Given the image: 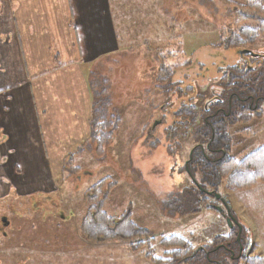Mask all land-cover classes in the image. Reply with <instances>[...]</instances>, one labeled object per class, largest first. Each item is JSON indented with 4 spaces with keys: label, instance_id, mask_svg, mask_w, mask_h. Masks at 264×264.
Listing matches in <instances>:
<instances>
[{
    "label": "rangeland",
    "instance_id": "374dc122",
    "mask_svg": "<svg viewBox=\"0 0 264 264\" xmlns=\"http://www.w3.org/2000/svg\"><path fill=\"white\" fill-rule=\"evenodd\" d=\"M120 1L124 6L135 3H111L117 6ZM150 1L153 21L142 36L150 41L123 45L114 61L99 67L91 77L94 82L103 77L108 80L105 88L119 116L112 141L104 146L102 156L86 148L80 156L74 154L67 172L54 175L57 187L50 197L35 195L18 200L19 208L0 200V226L5 232L0 234V264H156L147 253L165 261L168 250L159 243L162 236L178 235L197 246L230 233L227 218L218 210L206 208V203L196 214L171 215L166 212L165 202L174 194L183 195L191 186L188 172L192 149L196 143L197 148L204 144L194 134L182 136L180 130L171 127L173 112L186 99L198 102L201 85L217 80L229 64L239 60L235 48L219 44L221 26L225 30L231 27L233 18L226 13L222 17L216 4L208 12L204 8L202 11L199 0L197 5L192 0H165L164 10L161 0ZM153 27L161 31L160 37L157 30H151ZM263 47L261 37L248 50ZM162 62L174 69L170 82H174L175 89L169 93L163 86H156L164 83L157 80ZM187 85L192 88L183 93ZM232 133L230 154L237 159L263 147L264 112L246 126L232 127ZM204 153L214 161L215 156H210L208 150ZM193 172L201 186L199 172ZM105 177L108 196L104 210L112 216L129 212L135 223L153 235L150 248L145 245L132 250L123 240L91 243L81 237L79 223L88 188ZM214 183L203 185L211 189ZM215 191L224 198L221 206L231 209L235 220L243 225L244 253L252 258L247 263L245 256L242 264H264V181L245 190H232L222 179ZM11 193L12 198L17 196ZM218 256L224 259L225 255L220 250Z\"/></svg>",
    "mask_w": 264,
    "mask_h": 264
},
{
    "label": "crops",
    "instance_id": "0c3cea01",
    "mask_svg": "<svg viewBox=\"0 0 264 264\" xmlns=\"http://www.w3.org/2000/svg\"><path fill=\"white\" fill-rule=\"evenodd\" d=\"M125 4L0 0V200L19 208L18 200L50 197L54 175L89 150L91 77L123 45L150 41L142 36L151 1Z\"/></svg>",
    "mask_w": 264,
    "mask_h": 264
},
{
    "label": "trees",
    "instance_id": "16d2710c",
    "mask_svg": "<svg viewBox=\"0 0 264 264\" xmlns=\"http://www.w3.org/2000/svg\"><path fill=\"white\" fill-rule=\"evenodd\" d=\"M197 2V0L191 1L194 5H197ZM199 4L202 11L204 8L205 12L215 8L216 4L217 11L222 17H225L226 13L233 18L231 27L225 30L224 26H221L219 30V44L224 47L235 49L249 47L261 37L264 38V0H199ZM163 62L159 67L160 74L157 80H162L164 83L156 86H163L164 91L165 89L168 91V89H173L170 80L174 69L165 66ZM227 69L225 74L227 76L233 77L238 74L236 70L229 73L230 70ZM252 71L242 73L246 80L253 82L258 80L259 77H264V74L256 75ZM245 74L247 75L245 76ZM93 80L94 78L91 79V88L95 102L91 112V127L87 147L92 149L95 155L102 156L104 146L112 141L118 128L119 116L112 107V102L105 88L108 83L107 78L103 77L99 79V82ZM165 83H167L166 86ZM192 115L188 114L191 117ZM189 122L191 123L186 124L185 136L195 134L193 119ZM201 124H203V121H201ZM200 142L209 143L210 147H217L222 144V142L215 139L210 142V131L201 136ZM191 163L190 174L194 177L193 171H198L203 181L200 187L206 189H208L207 185L203 184L207 181L215 182V185H211L214 190H217L218 183L222 179L225 181L226 188L232 190H245L259 181H264V146L247 153L241 159H237L232 155L224 156L219 160L214 159L213 162L201 154L199 147L196 146L192 149ZM107 182L108 178L105 177L88 188L86 194L87 207L79 225L81 237L91 243L123 240L129 242L132 250L140 249L145 245L150 248L153 235L150 234L148 229L135 223L129 212L120 216H112L104 210L103 204L108 196V190L104 185ZM205 203H207L206 198L201 195L199 187L193 182L190 187L187 186L183 195H172L165 202V208L166 212L171 215L176 213L189 215L198 213L202 208L201 205ZM213 241L214 244L221 242L222 236L215 237ZM159 243L168 250L165 252L167 258L164 262L159 257L153 258L150 252L147 253V256L151 257L156 264H165V262L176 264L183 257L186 261H189V256L194 255V246L184 237L172 235L165 238L162 236Z\"/></svg>",
    "mask_w": 264,
    "mask_h": 264
},
{
    "label": "flooded vegetation",
    "instance_id": "af4514ba",
    "mask_svg": "<svg viewBox=\"0 0 264 264\" xmlns=\"http://www.w3.org/2000/svg\"><path fill=\"white\" fill-rule=\"evenodd\" d=\"M243 49H248V47L235 49L239 60L227 66L230 70L229 73L232 70H236L238 74H235L233 77L227 76L225 74L228 69H224L217 80L215 78L208 85H201V92H197L196 95L198 102H192L190 98L186 99L173 112L174 120L171 123V127L180 130L182 136L187 130L186 124H190L189 120L193 119L194 136L196 138L200 140L202 135L210 131V142L214 139L222 142L221 146L217 147H210L209 143L199 145L200 152L208 160L210 158L204 153L206 150L212 154L210 156H215L217 160L224 156H232V153L230 154L231 135L233 134L232 127L239 124L246 126L252 119H260L264 112V77H259L258 80L252 82L246 80V77L242 75L244 71L248 72L252 70L256 75L264 74V47L259 49V51L252 50L253 53L241 52ZM172 87L175 89L174 82H172ZM176 88L180 91L179 86H176ZM191 88L192 86L187 85L183 93H186ZM173 89H168V91L165 89V91L169 93ZM162 110L166 109L162 108ZM188 114L193 115L191 117ZM201 121H203V124H201ZM193 182L197 186V181L195 182L193 179H191L190 185ZM203 189L205 191L199 188L201 195L206 200H209L205 204V207L218 210L224 218L228 219L230 217L234 220V223L228 235H217L222 236L221 242L214 244V241H209L194 246V255L189 256L190 260L186 261L183 257L176 264H225L229 263L231 259H233L234 264H242L246 256L244 253L246 251V237L243 233V226L235 220L231 209L221 206L224 198L218 191H215L213 188ZM207 192H212V194H208ZM214 193H218L221 197L219 199L216 198ZM239 227H241L240 234L238 231ZM3 233L5 232L2 230V226H0V234ZM220 250L225 255L224 259H220L218 256ZM246 258V262L248 263V259L252 257L251 255H247ZM165 264L167 263L165 262Z\"/></svg>",
    "mask_w": 264,
    "mask_h": 264
},
{
    "label": "water",
    "instance_id": "95a60500",
    "mask_svg": "<svg viewBox=\"0 0 264 264\" xmlns=\"http://www.w3.org/2000/svg\"><path fill=\"white\" fill-rule=\"evenodd\" d=\"M241 52H247V53H253L251 50H248V49H243V50H241ZM191 158V157H190ZM188 170V169H187ZM188 172V171H187ZM189 173V175H190V177H191V179H193V181H195L196 182V180L193 178V176L190 174V172H188ZM197 183V182H196ZM197 187H199L202 191H205V189H203L202 187H200V185L197 183ZM208 194H212V192H207ZM214 196L216 197V198H220L221 196L218 194V193H214ZM6 220V219H5ZM227 222H228V224L230 225V227L233 225V223H234V220H232L230 217L227 219ZM238 231H239V234H240V232H241V227H239L238 228ZM238 237H239V235H238Z\"/></svg>",
    "mask_w": 264,
    "mask_h": 264
}]
</instances>
